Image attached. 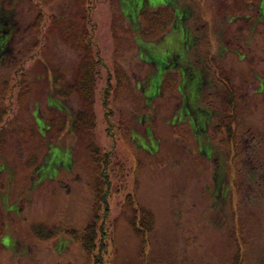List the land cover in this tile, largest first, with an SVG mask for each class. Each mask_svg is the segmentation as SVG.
Masks as SVG:
<instances>
[{
    "label": "rangeland",
    "instance_id": "1",
    "mask_svg": "<svg viewBox=\"0 0 264 264\" xmlns=\"http://www.w3.org/2000/svg\"><path fill=\"white\" fill-rule=\"evenodd\" d=\"M148 1L98 2L92 15L104 62L90 56L82 67L66 36L69 22L81 21V0H45L44 17L33 2L16 0L15 16L46 24L36 28L25 60V80L34 89L25 95L15 89L6 98L15 120L0 144L6 166L0 169V264H264V0H150L171 1L176 15L169 30L150 39L136 28L139 9L152 8ZM121 10L131 29L119 19ZM52 12L57 19L47 16ZM152 19L148 14V28L157 24ZM189 31L211 46L195 53L197 73L178 72L185 96L179 105L172 90L157 84L160 65L171 62L159 47L178 48L175 37ZM228 46L240 56L226 60L234 81L221 70ZM137 50L151 61L144 63L151 84L144 90L132 76L146 71ZM204 65L209 99L191 103ZM9 71L0 66V84ZM223 87L219 99L214 92ZM74 88L77 96L70 95ZM141 92L149 96L144 103ZM59 116L66 123L56 126ZM18 139L26 150L22 162ZM108 150L109 233L101 244L97 214L104 210L96 196L103 192L99 161Z\"/></svg>",
    "mask_w": 264,
    "mask_h": 264
},
{
    "label": "flooded vegetation",
    "instance_id": "2",
    "mask_svg": "<svg viewBox=\"0 0 264 264\" xmlns=\"http://www.w3.org/2000/svg\"><path fill=\"white\" fill-rule=\"evenodd\" d=\"M33 24H38L39 26H33ZM42 24V21L38 18L15 16L12 12L11 0H0V66L10 69L1 78L0 84V96L4 99V103L0 104V144L7 142L9 129L14 126V113L11 104L6 101L9 92L17 89L20 90V95H25L35 87L34 83L32 85L25 80V77H29L25 67V60L31 54L30 50L32 49L31 44L35 30L38 27L42 29ZM40 40L41 37L38 38V41ZM70 92V95H78L76 88L71 89ZM67 104L71 109L74 108L69 103ZM52 122L56 126L62 122L66 123L61 116L54 118ZM71 123H73V126L77 124L74 123V118H72ZM19 128L22 129V127ZM20 145L21 141L18 139L15 143V150L19 160L22 162L27 160L23 157L26 154V150L21 148ZM3 168H6V166L0 165V169Z\"/></svg>",
    "mask_w": 264,
    "mask_h": 264
},
{
    "label": "trees",
    "instance_id": "3",
    "mask_svg": "<svg viewBox=\"0 0 264 264\" xmlns=\"http://www.w3.org/2000/svg\"><path fill=\"white\" fill-rule=\"evenodd\" d=\"M97 1L99 0H92L91 2L89 1L90 4H88L87 8L85 9L86 14L83 15V20L80 26L77 27V31L80 35V40L83 42V44L85 45V48L87 49V55L90 54V56H92L94 54L92 53V51L93 49H95V53L99 55V58L97 59V61L103 62V56L100 54L101 52L100 47L98 46V43L95 40V32H96L97 23L93 20V17H92V10L97 5ZM111 152L112 151H109V150L104 151L101 156V161L99 163L100 173L102 176L101 180L103 183V188H102L103 192L101 194L99 193L97 197H98L99 205L101 204L105 205V208H106L105 213L108 212L110 209L108 196L110 194L109 187L111 185V182H110L111 180H110V172L108 171V168H110V165L112 162V159L110 156ZM105 213L103 215L104 220L101 224V230H103L102 232H104V237L107 232L106 229L104 228V226L106 225L105 224V221H106Z\"/></svg>",
    "mask_w": 264,
    "mask_h": 264
}]
</instances>
